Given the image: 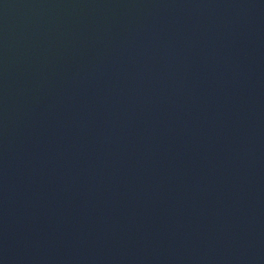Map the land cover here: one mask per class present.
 <instances>
[{"label": "water", "instance_id": "obj_1", "mask_svg": "<svg viewBox=\"0 0 264 264\" xmlns=\"http://www.w3.org/2000/svg\"><path fill=\"white\" fill-rule=\"evenodd\" d=\"M0 264H264V0H0Z\"/></svg>", "mask_w": 264, "mask_h": 264}]
</instances>
